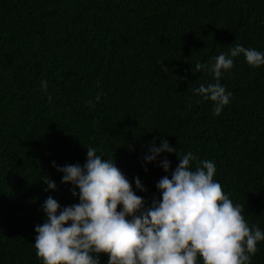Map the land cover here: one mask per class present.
Here are the masks:
<instances>
[{
  "label": "trees",
  "instance_id": "obj_1",
  "mask_svg": "<svg viewBox=\"0 0 264 264\" xmlns=\"http://www.w3.org/2000/svg\"><path fill=\"white\" fill-rule=\"evenodd\" d=\"M236 44L264 51V0H0V264H44L34 245L44 200L79 202L52 161L83 165L87 146L114 158L134 189L139 175L146 206L162 199L157 181L178 154L213 159L214 178L264 229V65L234 57L219 115L192 91L215 81L213 58ZM161 137L178 154L145 161ZM45 175L57 188L45 190ZM257 244L251 264H264Z\"/></svg>",
  "mask_w": 264,
  "mask_h": 264
},
{
  "label": "clouds",
  "instance_id": "obj_2",
  "mask_svg": "<svg viewBox=\"0 0 264 264\" xmlns=\"http://www.w3.org/2000/svg\"><path fill=\"white\" fill-rule=\"evenodd\" d=\"M241 53L249 64L264 65V51L236 44L213 58L208 70L215 81L192 89L215 102L217 115L233 95L220 78ZM163 67L168 70L167 65ZM195 67L208 65L197 61ZM48 83L41 81L45 90ZM89 103L94 106L91 100ZM161 140L159 146L155 140L150 143L145 161L157 160L165 150L177 153L166 137ZM87 149L83 165L52 161L64 173L63 182L78 186V191L76 187L72 191L79 202L62 206L52 195L44 200L42 209L47 219L35 226L38 234L34 241L44 264H101V253L109 255L107 264H251L257 242L264 240V229L249 224L244 205L234 203L214 178L217 165L213 159H197L191 150L177 153L179 163L171 175L157 181L162 199L154 197L146 206L145 197L136 191H146L139 175L134 178V189L114 158L98 154L96 147ZM193 160L195 168L191 166ZM160 164L170 170L167 157ZM43 180L46 191L57 188L49 176Z\"/></svg>",
  "mask_w": 264,
  "mask_h": 264
}]
</instances>
